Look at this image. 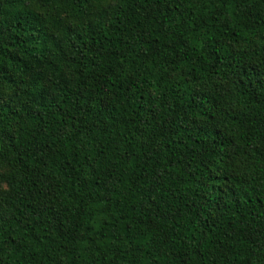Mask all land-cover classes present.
I'll list each match as a JSON object with an SVG mask.
<instances>
[{
	"label": "trees",
	"instance_id": "trees-1",
	"mask_svg": "<svg viewBox=\"0 0 264 264\" xmlns=\"http://www.w3.org/2000/svg\"><path fill=\"white\" fill-rule=\"evenodd\" d=\"M0 264H264V0H0Z\"/></svg>",
	"mask_w": 264,
	"mask_h": 264
}]
</instances>
